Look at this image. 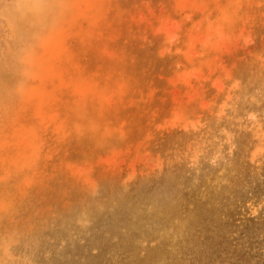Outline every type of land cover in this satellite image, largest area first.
<instances>
[{"label":"rangeland","instance_id":"rangeland-1","mask_svg":"<svg viewBox=\"0 0 264 264\" xmlns=\"http://www.w3.org/2000/svg\"><path fill=\"white\" fill-rule=\"evenodd\" d=\"M50 5L28 16L11 74L16 0H0V264L53 263L60 245L13 242L46 213L89 201L108 215L119 197L135 208L179 183L196 184L180 193L193 210L224 193L234 230L226 256L187 264H264V0ZM236 161L241 179L223 190Z\"/></svg>","mask_w":264,"mask_h":264},{"label":"bare ground","instance_id":"bare-ground-1","mask_svg":"<svg viewBox=\"0 0 264 264\" xmlns=\"http://www.w3.org/2000/svg\"><path fill=\"white\" fill-rule=\"evenodd\" d=\"M50 7V0H16L14 22L18 29L15 43L8 49V73L17 72L25 55L28 16L37 11L40 19L45 20ZM239 166L236 161L226 167L217 177L218 186L223 190L226 185L236 186L241 179ZM178 180L182 179H175ZM195 186L176 184L156 199L144 201L135 208L119 197L114 211L108 215L103 207L89 201L73 207L66 215L55 210L29 221L28 234L22 238L14 236L13 242H37L42 247L60 245V249L56 245L52 247L55 257L52 264L69 263L68 252H78L80 259H85L80 264H187L189 257L211 256L217 253L215 250L226 256L231 248L227 239L234 230L222 221L229 212L226 206L223 208L225 194L210 191L204 196L209 206L193 210L182 204L180 193ZM186 198H190L189 194ZM106 218L111 222L109 227L102 224ZM77 245L97 249L98 253L89 254L82 247L76 250ZM142 249L144 257L139 256ZM110 255L114 260L108 259Z\"/></svg>","mask_w":264,"mask_h":264}]
</instances>
